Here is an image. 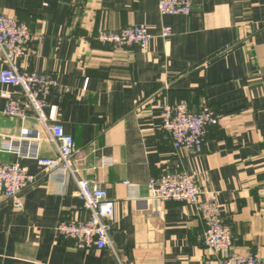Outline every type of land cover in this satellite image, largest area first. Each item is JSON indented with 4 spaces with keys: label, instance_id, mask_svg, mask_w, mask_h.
Here are the masks:
<instances>
[{
    "label": "crops",
    "instance_id": "obj_1",
    "mask_svg": "<svg viewBox=\"0 0 264 264\" xmlns=\"http://www.w3.org/2000/svg\"><path fill=\"white\" fill-rule=\"evenodd\" d=\"M0 9L43 35L21 65L57 80L46 113L73 136L81 175L115 200L121 257L57 235L61 220L79 215L81 200L75 181L56 172L24 189L20 208L0 193V264H219L201 242L195 204L168 201L157 214L146 198L151 178L183 170L216 192L235 249L264 259V0H192L186 15H162L158 0H0ZM132 25L153 34L147 49L97 39L103 28ZM160 90L193 111L209 104L223 118L202 152L176 149L161 129L162 109L146 103ZM3 107L0 95V162L40 172L36 160L1 145L38 137L40 153L54 157L45 128Z\"/></svg>",
    "mask_w": 264,
    "mask_h": 264
},
{
    "label": "built area",
    "instance_id": "obj_2",
    "mask_svg": "<svg viewBox=\"0 0 264 264\" xmlns=\"http://www.w3.org/2000/svg\"><path fill=\"white\" fill-rule=\"evenodd\" d=\"M158 5L162 15H186L192 10V0H158ZM161 35L165 38L171 36V28L164 26ZM152 38L153 34L142 25L128 26L119 31L103 28L97 36L105 45L132 47L138 44L143 49L148 48ZM42 39L43 35L35 32L28 23L0 9V59L4 64L0 71V83L14 88L0 91L4 99L2 112L22 121L32 114L45 128L47 139L56 150L54 157H46L40 153L38 137L32 140L26 136L5 139L2 150L36 160L40 172L32 173L18 161L0 162V193L11 199L15 208H20L21 192L35 185L43 175L57 172L62 175V182L72 178L81 200L77 210L79 215L61 220L56 226L57 235L72 240L80 250L107 248L121 258L112 236L115 200L108 196L104 188L94 186L91 180L81 175L82 170L75 159L73 136L65 131L61 122H50L46 113L57 80L51 74L31 71L21 65L31 45ZM164 92L160 90L152 94L146 102H156L162 109L161 129L170 136L176 149L202 152L209 132L220 126L223 118L209 104L193 111L184 102L170 100ZM124 183L130 184L129 181ZM146 198L155 203L153 212L157 214L162 212L163 205L168 201L195 204L203 225L201 242L214 252L219 264H264V259L258 254L235 249L234 233L221 211L216 192L202 188L193 173L168 171L151 178Z\"/></svg>",
    "mask_w": 264,
    "mask_h": 264
}]
</instances>
